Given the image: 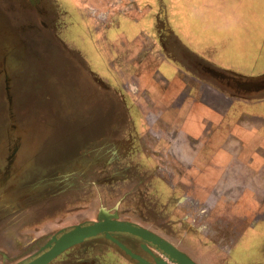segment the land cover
Returning <instances> with one entry per match:
<instances>
[{
  "label": "rangeland",
  "instance_id": "374dc122",
  "mask_svg": "<svg viewBox=\"0 0 264 264\" xmlns=\"http://www.w3.org/2000/svg\"><path fill=\"white\" fill-rule=\"evenodd\" d=\"M16 5L10 13L13 4L0 1V166L10 176L0 191V252L11 257L8 264L39 251L61 228L105 218L141 225L199 264H264L228 254L232 239L219 237L237 231L231 220L208 212L196 224L188 218V207L176 200L172 165L157 158L166 133L148 125L164 110L157 90L172 81L161 69L167 56L186 66L176 91L180 104L192 96L191 81L264 97V87L238 92L233 81L227 87L202 69L209 65L239 79L264 75V0ZM260 200L256 212L264 210V183ZM84 243L96 249L86 251L85 261L141 264L108 238ZM140 243L133 240L142 256L176 264ZM208 244L218 246L212 259ZM67 249L64 261L72 260Z\"/></svg>",
  "mask_w": 264,
  "mask_h": 264
},
{
  "label": "crops",
  "instance_id": "0c3cea01",
  "mask_svg": "<svg viewBox=\"0 0 264 264\" xmlns=\"http://www.w3.org/2000/svg\"><path fill=\"white\" fill-rule=\"evenodd\" d=\"M161 63L172 81L157 90L156 102L164 110L159 122L148 125L166 133L159 139L157 158L172 165L176 200L188 207V218L195 224L202 219L199 214L207 212L236 224L234 234L225 232L219 237L232 239L228 254L232 252L237 259L248 256L252 262L264 259V210H254L262 204L264 183V97L191 81L192 96L180 104L176 91L181 68L186 66L168 56ZM168 103L176 108L165 110ZM165 150L167 159L162 157ZM244 214L247 221L241 218ZM215 247L208 244L205 249L211 259L217 253Z\"/></svg>",
  "mask_w": 264,
  "mask_h": 264
},
{
  "label": "water",
  "instance_id": "95a60500",
  "mask_svg": "<svg viewBox=\"0 0 264 264\" xmlns=\"http://www.w3.org/2000/svg\"><path fill=\"white\" fill-rule=\"evenodd\" d=\"M239 87L244 90H258L264 87V75L261 77H256L253 79H246L239 83ZM91 228L89 229V227ZM74 229L83 231L79 236L65 241L63 243L53 244L57 235L64 232L66 229ZM114 233H124L138 237L139 239L149 243L156 249L162 251L167 257L172 259L176 264H197L192 260L186 253L178 249L174 244L159 236L158 234L150 231L149 229L126 220H118L114 218H105L104 220H94L85 221L79 224L71 225L59 230L57 233L53 234L48 241L32 256L28 257L25 261L18 262L16 264H47L65 249L73 246L76 243L82 242L90 238L104 237L108 238L114 243H116L121 249H123L127 254L139 260L141 264H152L144 257L136 254L125 244H123L119 239H117ZM54 245V249L50 247ZM144 248H147L144 246ZM31 259V260H30ZM30 260V261H29ZM159 264H165L160 261Z\"/></svg>",
  "mask_w": 264,
  "mask_h": 264
},
{
  "label": "flooded vegetation",
  "instance_id": "af4514ba",
  "mask_svg": "<svg viewBox=\"0 0 264 264\" xmlns=\"http://www.w3.org/2000/svg\"><path fill=\"white\" fill-rule=\"evenodd\" d=\"M0 1H2V3L3 4H9V3H12L13 4V10H9V12L10 13H12V12H14L15 13V8L17 7V5L16 4H19V1L20 0H0ZM28 1H30L31 3H35L37 0H28ZM132 1V0H131ZM132 3V2H131ZM7 9H9V7L7 6L6 7ZM8 12V13H9ZM55 29H57V30H59L58 29V27H55ZM202 69L204 70V71H206V72H208V73H210V74H212L214 77H216V78H218L219 80H225L226 81V83H227V85H229V86H227V87H232V86H230V84H228L230 81H233L234 82V86L233 87H235V88H233V89H237V91L238 92H248V90H244V89H241L240 87H239V83H241V82H243V81H246V79H239V78H237V77H233V76H230V75H227V74H224L222 71H219L218 69H214V68H212L211 66H209V65H202ZM249 91H255V90H249ZM1 131H0V137L2 136L1 135ZM10 160L11 159H5V161H6V163H8L9 164V162H10ZM5 170H8V167H2V165L0 166V191L1 190H3V186L2 185H4L5 184V182H7V181H9V177L7 176V172H5ZM87 221H94V220H87ZM85 222V221H84ZM5 226V225H4ZM68 227V226H67ZM65 228V227H64ZM61 229H63V228H61ZM61 229H59V230H61ZM58 230V231H59ZM57 231V232H58ZM56 232V233H57ZM2 233L0 232V241L1 240H5L4 238H3V236L1 235ZM55 234V233H54ZM60 235V234H59ZM117 239H119L123 244H125L128 248H130L133 252H135L136 250L135 249H137V248H135V246L133 245V240H137V241H142V243H140V244H142L143 245V247L144 246H146L147 247V250H149V247H148V245H150L149 243H147V242H145V241H143V240H141V239H139L138 237H135V236H132V235H128V234H124V233H114L113 234ZM91 239H95V238H90V239H86V240H84V241H82V242H79V243H76V244H74L72 247H70L69 249H67V251H65L66 253H69V252H71V256H69V257H71L72 258V260H67V261H64V251L63 252H61L59 255H57L55 258H53L51 261H49L47 264H98V263H92V262H90V261H85V260H83V259H81V258H84V255H85V253H86V251H89V252H91L92 253V251H96V249L94 248L93 250H91L90 248H89V245L88 244H86V243H84L85 241H87V240H91ZM82 243H83V245H82ZM139 252H140V254H138V253H136V254H138V255H140V256H142L144 253H143V251H141L140 249H137ZM72 251H74L73 253H72ZM36 252V251H35ZM35 252H30V253H28V254H26L25 256H23V257H21V258H19V259H17L16 260V262L17 261H19V262H22V261H25L28 257H30V256H32ZM162 252V251H161ZM142 254V255H141ZM192 260H194L197 264H199L198 263V261L192 256V255H190L189 253L187 254ZM75 257H77L76 259H75ZM142 257H144V256H142ZM74 258V259H73ZM145 259H147L149 262H151L152 264H156L155 263V261H153L149 256H147V255H145V257H144ZM10 260H11V257H9L7 254H5V253H1L0 252V264H8V262H10Z\"/></svg>",
  "mask_w": 264,
  "mask_h": 264
},
{
  "label": "bare ground",
  "instance_id": "6f19581e",
  "mask_svg": "<svg viewBox=\"0 0 264 264\" xmlns=\"http://www.w3.org/2000/svg\"><path fill=\"white\" fill-rule=\"evenodd\" d=\"M90 228H91V226L89 227V229ZM82 232L83 231L74 230V229H70V228L69 229H66V230H64V232H61L60 235H57V237L55 238L53 244H55V243H58L59 244V243L65 242V241H69V240H71V239L79 236ZM53 247H54V245L51 246L50 248L51 249H54Z\"/></svg>",
  "mask_w": 264,
  "mask_h": 264
}]
</instances>
